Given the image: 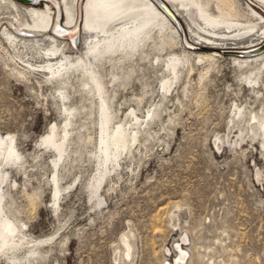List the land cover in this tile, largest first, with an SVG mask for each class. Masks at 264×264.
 Masks as SVG:
<instances>
[{
  "label": "rangeland",
  "instance_id": "obj_1",
  "mask_svg": "<svg viewBox=\"0 0 264 264\" xmlns=\"http://www.w3.org/2000/svg\"><path fill=\"white\" fill-rule=\"evenodd\" d=\"M76 1L79 24L86 0ZM232 1L241 13L252 7ZM18 4L56 10L49 0ZM3 7L0 0V16H8ZM252 8L258 15L237 19L264 17L260 6ZM153 32L145 59L135 54L126 61L125 70L134 69L128 77L122 73L118 81L107 62L101 65L111 124H123L135 140L105 163L100 183L99 120L78 73L62 88L46 81L14 61L25 49L12 48L0 31V137H12L15 149L6 159L7 147H0V194L24 241L0 254V264H264V66L241 67L243 57L216 48H188L174 33L166 35L175 45L161 47ZM61 38L67 55L78 50L71 36ZM210 51L218 52L212 60L196 57ZM53 125L61 158L42 142ZM124 235L132 246L128 259Z\"/></svg>",
  "mask_w": 264,
  "mask_h": 264
},
{
  "label": "bare ground",
  "instance_id": "obj_2",
  "mask_svg": "<svg viewBox=\"0 0 264 264\" xmlns=\"http://www.w3.org/2000/svg\"><path fill=\"white\" fill-rule=\"evenodd\" d=\"M42 1L45 0H40L38 3ZM49 1L54 3L56 10L51 7L52 11L48 5H45V8L23 7L15 0H1L8 16H0L2 25L0 31L12 48L25 49L15 52V57L20 61L12 57L14 61L25 65V69L27 67L30 71L42 74L46 81L54 80L61 84L62 88L69 74L78 73V81L84 93L89 95L92 114L96 113L99 120L98 157L103 164L104 172L100 175V183L105 172L109 171L105 163L116 162L118 155L127 150L135 140V134L131 137L123 124L113 126L111 124L114 117L109 110L111 98L109 99L106 90L107 74L101 70L102 63H108L111 69L109 75L116 80L122 73L128 77L134 69L131 67L129 71L125 70L126 61L131 62L135 54L139 55L140 59L146 57L147 53L143 48L148 45V41L156 39L153 31H158L160 33L158 45L161 47L169 48L175 45L171 35H166V33H174L176 36L179 34L182 44L188 48L204 50L206 47L216 48L219 52L227 51L235 55V60L239 59V56L243 57L237 61L241 67L245 63L257 61L264 66V49L253 54L233 52L253 47L264 40V17L259 21H247V23L237 19L245 14L248 17L258 15V12L252 8L253 4L260 6L263 9L261 13L264 14V0H246L252 7H241L243 13L237 10L232 0H161L169 7L176 22L154 0H86L82 5L79 24H77L76 0H72L70 5L67 4V0ZM58 16L60 19L64 18L63 25H59L60 22L57 24ZM180 20H183L184 28ZM77 25L78 35L72 36L71 32L77 29ZM49 29L53 32L52 36L46 34L43 36ZM65 34L71 36L72 41L77 43L78 50L73 51L71 55L63 51L61 37ZM217 54L216 51H210L198 54L196 57L212 60ZM168 65L174 70L176 60L170 59ZM170 86L171 81L163 83L165 89H169ZM58 92L63 98V92L60 89ZM63 112L67 120L65 118L62 131L66 135L71 112L67 109ZM129 114L137 121L133 109ZM147 114L152 113L148 111ZM56 137V127L53 125L43 136L42 142L53 147L61 158L64 153L63 143L59 145ZM11 138L5 140L0 137V147L2 145L7 147L4 153L6 159L15 156ZM2 152L0 148V157ZM55 195L57 192L54 197ZM18 232L16 225L4 213L0 194V254H9L24 243ZM27 244L35 247L37 243L27 242ZM122 244V255L125 259L132 251L128 236H123ZM177 247L181 251L178 260H181L182 248L178 244Z\"/></svg>",
  "mask_w": 264,
  "mask_h": 264
},
{
  "label": "water",
  "instance_id": "obj_3",
  "mask_svg": "<svg viewBox=\"0 0 264 264\" xmlns=\"http://www.w3.org/2000/svg\"><path fill=\"white\" fill-rule=\"evenodd\" d=\"M18 2H21V3H25V4H28V3H36L40 0H16ZM157 5L165 12L169 15V17L176 22V20L174 18H172V13L171 11L169 10V7L166 6V4H164L161 0H154ZM262 49H264V40L261 41L260 43L256 44L255 46L253 47H249L247 49H243V50H239V51H233L237 54H253V53H256V52H259L261 51Z\"/></svg>",
  "mask_w": 264,
  "mask_h": 264
}]
</instances>
